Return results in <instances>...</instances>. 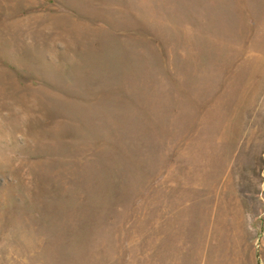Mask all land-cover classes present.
Here are the masks:
<instances>
[{
    "label": "rangeland",
    "instance_id": "rangeland-1",
    "mask_svg": "<svg viewBox=\"0 0 264 264\" xmlns=\"http://www.w3.org/2000/svg\"><path fill=\"white\" fill-rule=\"evenodd\" d=\"M0 264H264V0H0Z\"/></svg>",
    "mask_w": 264,
    "mask_h": 264
}]
</instances>
